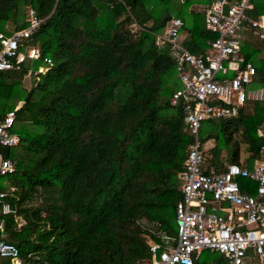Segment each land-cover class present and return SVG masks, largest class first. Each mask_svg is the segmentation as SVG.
Wrapping results in <instances>:
<instances>
[{
    "label": "trees",
    "instance_id": "16d2710c",
    "mask_svg": "<svg viewBox=\"0 0 264 264\" xmlns=\"http://www.w3.org/2000/svg\"><path fill=\"white\" fill-rule=\"evenodd\" d=\"M205 3L0 0V34L25 29L29 9L43 20L28 43L39 59L0 72V120L15 110L19 138L17 146L2 151L16 160L15 171L0 179L7 185L0 190H12L6 200L15 210L4 217L5 241L22 256L37 257L26 264H139L149 258L148 242L158 241L148 224L175 236L178 175L192 136L182 107L171 105L179 87L174 62L154 35L177 17L186 31L183 45L193 54L203 52L216 37L195 10ZM252 3L250 15L264 16V0ZM259 41L264 49V39ZM246 48L242 43L244 61L264 82V57L253 61L257 53ZM44 59L53 66L38 80L29 77L26 87L28 71L44 66ZM231 123L230 164L251 169L264 147L258 135L264 102H248L234 118L202 124L206 163ZM220 161L215 168L224 171ZM194 264L226 263L205 251Z\"/></svg>",
    "mask_w": 264,
    "mask_h": 264
},
{
    "label": "built area",
    "instance_id": "2783aa9c",
    "mask_svg": "<svg viewBox=\"0 0 264 264\" xmlns=\"http://www.w3.org/2000/svg\"><path fill=\"white\" fill-rule=\"evenodd\" d=\"M252 1L206 0L196 6L195 10L203 14L204 29L216 36L206 41L201 53L193 54L183 45L184 24L177 17L170 18L162 32L154 35L156 46L168 48L174 62L179 87L171 96V105L182 107L192 143L178 175L181 199L175 205L176 234L169 236L159 224H148L158 241L148 242L149 258L139 264H194L205 251L223 256L226 264H264V147L251 169L229 164L219 171L207 166L199 138L204 122L234 118L246 103L264 102V87L246 89L256 82L257 72L244 61L241 49L246 33L264 39V16L250 15ZM27 17L25 29L10 36L0 34V72L40 57L38 49L28 43L43 20L32 9ZM43 64L29 70L28 77L38 80L53 66L49 59ZM14 120L15 110L0 120V148H13L19 143L13 132ZM258 135L264 138V126ZM15 165L16 160L0 152V179L12 174ZM240 179L255 185L253 194L240 187ZM11 191L0 190V260L26 264L37 257L33 253L22 256L5 241L4 217L15 214L6 200ZM249 252L252 255L248 256Z\"/></svg>",
    "mask_w": 264,
    "mask_h": 264
},
{
    "label": "rangeland",
    "instance_id": "374dc122",
    "mask_svg": "<svg viewBox=\"0 0 264 264\" xmlns=\"http://www.w3.org/2000/svg\"><path fill=\"white\" fill-rule=\"evenodd\" d=\"M9 30H12V27H8ZM185 30L181 32V36L185 35ZM245 38V39H243ZM242 43L246 45V50L247 51H251V52H256L257 56H254L253 61L259 60V58L264 57V49L261 47V41H259L258 38L253 37L250 33H246L244 34V36L242 37ZM258 49V51H257ZM260 65V64H259ZM24 84L26 87H30L31 85V79L28 77H26L24 79ZM179 84V83H178ZM264 86V82L262 79V76H257L256 77V82H254L253 84L247 85L246 89L247 90H254V89H258ZM234 125L233 123L229 124L228 126V130L225 131L222 134H219V140H218V147L219 149L216 150L215 152L211 153L210 157V161H208L207 163H210L212 166L217 167L218 165V159L222 161V165L226 166L228 164H230L231 158L233 155H235V146H234V142L232 139H230L229 135L230 132L232 131ZM236 141L240 139L235 136ZM206 150L209 148L208 145H205ZM5 151L4 148H0V152ZM245 146L242 145L241 143L238 145V157H240V160H242V158L245 156ZM220 154V155H219ZM225 156L228 157V160L225 159ZM220 161V162H221ZM238 183L240 185L241 188H247L252 194L255 191V185L252 182H248L246 180H238ZM6 181L2 180L0 181V187H6ZM216 255V254H215ZM0 262H5V264H8L7 260H0Z\"/></svg>",
    "mask_w": 264,
    "mask_h": 264
},
{
    "label": "crops",
    "instance_id": "0c3cea01",
    "mask_svg": "<svg viewBox=\"0 0 264 264\" xmlns=\"http://www.w3.org/2000/svg\"><path fill=\"white\" fill-rule=\"evenodd\" d=\"M185 37H186V34L184 36H182L183 40H184Z\"/></svg>",
    "mask_w": 264,
    "mask_h": 264
}]
</instances>
